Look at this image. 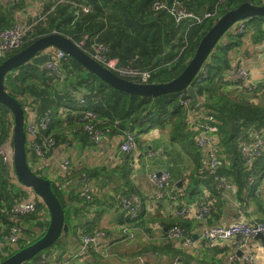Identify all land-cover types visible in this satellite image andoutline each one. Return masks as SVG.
Masks as SVG:
<instances>
[{
	"label": "trees",
	"instance_id": "trees-1",
	"mask_svg": "<svg viewBox=\"0 0 264 264\" xmlns=\"http://www.w3.org/2000/svg\"><path fill=\"white\" fill-rule=\"evenodd\" d=\"M156 1L159 0H87V4L59 1L62 4H57L53 11L38 17L34 27L25 33L22 44L0 57V63L41 36L58 32L76 43H80L87 36V44L83 49L88 54L96 44L102 43L107 47L109 57L118 58L123 64L149 70V82H167L185 69L203 36L221 15L244 2L264 4V0H160L169 4L178 2L198 16L211 13L217 8L220 10L216 16L201 22L195 21L193 17L176 22L168 11L153 9ZM83 6H89L90 10L85 13ZM10 20L0 15V32L17 24L13 17ZM247 35L264 36V17L248 19L241 33H231L227 41H219L202 67L207 74L200 82L197 83L195 79L192 82L201 104L199 108H193L200 110L216 127L226 158H222L215 172L202 169V151L195 144V132L188 128L179 102L181 94L188 97L185 90L155 98L126 93L110 86L68 55L60 61V77L47 69L45 64L29 62L8 72L4 84L7 92L24 108L25 120L28 119L29 109L35 112L39 119L47 112L51 115L50 126L42 130L41 135L53 137L57 146L67 141V132L73 133L80 141L94 144L84 129L87 120L83 112L87 110H93L97 114L98 127L108 129L109 136L132 131L137 137L138 134L153 128H169L170 140L179 144L194 161L193 170L188 175L187 187L184 193L178 196L180 203L200 200L206 195V190L211 191L214 197L219 192L222 193L215 179L216 175L235 182L239 194L249 197L254 185L249 184L250 174L264 177V152L257 157L252 170H249L241 157L240 145L255 134H264V103H257L250 98L251 91L246 88L242 89L245 97L235 95L232 90L225 88L230 83L225 75L232 68L233 54L241 39ZM13 127L11 111L0 103V147L9 138L12 142ZM28 143L27 141L29 160ZM125 154L127 162L124 168L105 169L102 173L109 180V184L113 183L115 186L116 179L120 176L126 178L130 171L128 165L132 154ZM12 173L0 159V242L7 239L13 224L11 208L25 197ZM36 173L47 178L39 170H36ZM82 173H87L89 177L99 174L97 171L91 173L89 168H73L66 178L76 181L79 191ZM123 181L124 183L116 188L121 190V195L138 193L133 188L126 189L128 181ZM51 185L64 208L65 221L70 226L68 233L74 232L76 235L78 227L85 228V233H94V224L84 219V212L89 210V206L96 200L93 198V201L87 202L79 196L78 191L75 196H71V203L68 204L65 191L53 181ZM43 210L47 211L46 205L43 201H38L34 213L19 217L20 221L26 223L23 237L16 247H5L6 255L0 252V262L43 235L41 230L49 225V221L42 220L39 215ZM129 222L141 233H148L150 236L153 235L151 225L158 223L165 237V240L161 241L150 240L138 251L139 256L147 253H165L171 260L178 258L179 264H223L221 260L211 258L212 254L206 253L196 257L183 247H175L171 240L166 239V232L169 234L170 229L174 227L184 229L186 234L191 233L193 237L194 228L198 226L195 219L164 216L158 212L148 213L143 205L139 217ZM92 248L94 247H90L88 252ZM50 252L53 251L49 247L38 253L31 262L47 256Z\"/></svg>",
	"mask_w": 264,
	"mask_h": 264
},
{
	"label": "crops",
	"instance_id": "crops-1",
	"mask_svg": "<svg viewBox=\"0 0 264 264\" xmlns=\"http://www.w3.org/2000/svg\"><path fill=\"white\" fill-rule=\"evenodd\" d=\"M59 1L0 0V15L9 20L13 17L16 21L15 23L23 24L31 30L38 17L53 11L57 4H62ZM68 1L87 4V0ZM228 35L221 40L227 41ZM239 66L248 69L255 87V90L250 92L251 95L248 94L249 97H252L257 103H264V36H244L233 54L232 68L225 75V78L230 80V83L225 87L226 90H232L235 95L245 97V93L242 91L244 88L240 84L241 78L237 71ZM196 108L194 111L200 114L201 111ZM31 111L29 109V115ZM31 117L35 119L37 114L33 113ZM66 134L68 135L67 141L52 149L44 160L38 159L29 149L30 165L35 171H41L42 174L65 191V200L68 204L71 203V196H75L79 191V187L76 181L66 178L68 175L62 176L60 174L61 162L69 158L72 160L73 168H89L91 173L99 172L98 175H91L92 193L94 200L97 202L95 201L92 206L88 205L89 210L85 212L83 210V212L85 214L84 219L94 224V232L95 230L104 231L106 232V238H102L97 244L92 245L91 247L94 248L80 258L76 256L80 245V237L78 241V238L74 237L76 236L74 235V244L69 242L67 248L54 249L52 253H48L49 255L46 254L50 259V264H90L91 262L99 264V261H102V264H171L173 259L171 260L165 253H147L140 254V256L137 254L150 240L157 239L161 241L165 240V237L158 223L151 225L153 238L150 234L141 233L135 228L125 217L123 210L119 206V196L122 193L120 192L121 190H116L119 184L124 183L123 180H127L128 186L126 189L133 188L138 192L137 194L141 195L146 212H158L164 216L173 214V209L179 206L178 196L184 193L187 187L188 175L193 170L194 161L190 155L181 149L179 144L170 140L169 128H153L137 135L135 152L132 153L131 158L128 157L130 158L128 171H130L126 174V178L118 177L115 186L113 183L109 184L107 182L109 180L102 173L105 169L115 170L125 167L127 155L125 153L121 155L122 151L120 150L123 135H107L100 144H91L87 141H80L71 132ZM218 146V156L225 160L220 141ZM228 161L229 158L227 159ZM160 171H168L170 173L174 187L171 190L172 198L156 204L154 198L158 188L151 180V174ZM116 175L118 176V173ZM226 181L230 183L227 190L222 191V193L219 192L215 197L212 196L214 212L206 219L205 223L208 225H227L241 216L248 220L251 217L264 220V177H257L254 185H252L249 197L239 194L235 182L227 179ZM19 187L26 196L28 191H25L20 185ZM206 191L212 195L211 191ZM204 196L200 200L184 202L200 204ZM190 219H195L198 225L194 228V245L188 246L181 239L172 238L166 232V239L171 240L175 247H183L196 257L206 253L212 254L210 255L211 258L221 260L223 264H264V254L260 250V245L263 243L262 239L256 237L248 239L244 252L253 257L252 262L248 263L243 257L238 255L237 252L240 248L235 242L236 239L217 242L214 245H206L201 237V226L203 223L196 218ZM126 224L135 229L136 234L133 238L123 233L122 228ZM81 232H85V228L78 227L77 235L79 236ZM7 245L17 246V244L13 245L8 242V239L0 242L2 255H6L5 247ZM236 256L241 259H236ZM28 263L33 264L31 261Z\"/></svg>",
	"mask_w": 264,
	"mask_h": 264
},
{
	"label": "built area",
	"instance_id": "built-area-1",
	"mask_svg": "<svg viewBox=\"0 0 264 264\" xmlns=\"http://www.w3.org/2000/svg\"><path fill=\"white\" fill-rule=\"evenodd\" d=\"M224 1V0H221ZM83 11L87 13L90 8L89 6H83ZM153 9L155 11L166 10L171 13L176 22H180L182 19L187 17H193L195 21L201 22L203 19L214 17L219 13V8L213 12L204 14L203 16H198L190 12L185 6L180 5L178 2H173L171 4L165 1H156L153 4ZM248 20H242L237 23L233 29V33H241L245 27V23ZM29 27L23 24L17 23L14 26L5 28L0 32V57L5 56L11 50L18 48L24 39L25 33ZM87 36L80 42L77 43L81 48L86 47ZM51 54V60L45 63V67L50 71L54 72L57 76H61L60 73V61L62 58L66 57V53L59 48L52 47L49 49ZM95 60L101 63L106 68L112 70L116 74L131 79L138 82L147 83L151 76L149 70H142L137 67H133L131 64L120 63L118 58L109 57L107 55V47L102 44H96L93 50L89 53ZM238 74L241 78V82L244 87L253 91L255 87L253 86L250 72L243 66H239ZM207 74L205 68H201L197 75L195 76V81L198 83ZM264 91V90H263ZM82 100V99H81ZM83 101V100H82ZM180 105L184 116L186 117L188 128L195 132V144L202 151L203 160V170L216 169L221 164V158L219 154V137L217 134V129L213 123L206 119L202 113L195 112L191 105V98L185 97L183 94L180 95ZM35 112L31 111L28 115V119L25 120V131L28 136V148L33 152L38 159L44 160L48 156L51 149L55 148L56 141L51 136H42L41 131L47 129L51 123V115L47 112L42 119L32 118L31 114ZM84 118L87 123L84 126L85 131L89 134L92 142L94 144H100L103 139L108 135V129L104 130L98 127V116L93 110H87L83 112ZM39 119V120H38ZM13 137V136H12ZM136 149V135L132 131H126L123 134V140L120 144V150L124 153L132 154ZM264 152V134L257 135L254 137L242 141L240 145L241 157L245 162L247 169L252 170L255 160ZM0 159L3 164H5L10 169V173L13 171L14 178L18 181V178L14 172L13 166V143L9 140L0 147ZM73 169L72 160L69 158L64 159L60 164V174L62 176H67ZM12 173V174H13ZM215 179L219 183V187L222 191L227 190L229 187L228 181L221 176L216 175ZM257 177L254 173L249 176V184H254ZM151 180L157 186L158 192L155 195L154 202L161 203L163 201L172 198L171 190L174 187V182L168 171L153 172L151 174ZM21 187L28 191L27 195L22 201H19L13 205L11 208V213L13 215V224L10 227V233L7 237L8 242L11 244H18V242L23 237L24 230L26 229V223L20 221L21 216H25L34 213L37 209L38 201H43L42 198L37 195L31 188H27L20 184ZM258 193V191H256ZM79 196L85 199L87 202L93 201V193L91 187V177L87 173H82L80 176V191ZM144 203L142 198L134 193H127L125 195L119 196V206L124 212L125 217L128 221L136 220L140 215V210ZM214 205L212 195L206 192L202 203L200 204H190L186 202H179V206L173 209V216L184 217L187 219L196 218L201 221L203 225L201 226V237L203 243L206 245H214L217 242L228 241L231 239H236L237 246L242 250L243 257L246 262L251 263L253 260L252 255L244 252L247 241L249 238L256 237L258 234L264 235V220L255 219L251 217L249 220L241 216L235 219L233 222L223 225H208L205 223L206 219L213 212ZM42 220L47 219L50 222L49 213L44 210L39 214ZM47 228H43L41 233H45ZM123 233L129 235L133 238L136 234L135 229L131 228L129 224H126L122 228ZM169 236L172 238H179L182 242L188 246L194 245V236L191 233L186 234L184 229L180 227H174L170 229ZM80 245L78 248V255L84 256L87 254L89 248L99 242L100 239L106 238V232L95 231L94 233L81 232L79 234ZM260 250L264 254V241L260 245ZM264 256V255H263ZM236 259H241L239 256ZM179 259L175 258L172 260L171 264H179ZM33 264H50V259L47 256H42L32 262ZM64 264V263H63Z\"/></svg>",
	"mask_w": 264,
	"mask_h": 264
},
{
	"label": "water",
	"instance_id": "water-1",
	"mask_svg": "<svg viewBox=\"0 0 264 264\" xmlns=\"http://www.w3.org/2000/svg\"><path fill=\"white\" fill-rule=\"evenodd\" d=\"M253 17H264V4L244 2L236 8L226 11L203 36L185 69L177 77L167 82L143 83L122 77L95 60L71 38L58 32L41 36L27 47L4 59L0 63V103L9 109L13 116L14 172L21 185L31 188L42 198L50 215V222L46 232L39 239L7 256L0 264H23L29 262L38 253L54 245L63 234H67L70 231L69 223L65 221L64 208L52 190L51 180L48 177L38 175L28 160V136L25 131L24 108L6 90L4 79L8 72L29 62L38 65L47 63L51 60L49 49L56 47L74 58L89 72L97 75L101 80L118 90L151 98L185 90L191 98L190 105L192 107H200L199 97L192 85L195 76L227 30L235 23ZM123 154L124 152L121 153V155ZM256 238L264 241L263 234H258ZM237 253L241 255L242 250L239 249Z\"/></svg>",
	"mask_w": 264,
	"mask_h": 264
},
{
	"label": "rangeland",
	"instance_id": "rangeland-1",
	"mask_svg": "<svg viewBox=\"0 0 264 264\" xmlns=\"http://www.w3.org/2000/svg\"><path fill=\"white\" fill-rule=\"evenodd\" d=\"M239 23V22H238ZM237 23H235L231 28H229L228 30H227V32L225 33V35L222 37V38H224L226 35H228V34H231V33H233V29H234V27H235V25H236ZM220 41H222V40H220ZM242 86H243V88H245L244 87V85H243V83H242ZM16 181V180H15ZM16 183H17V185H19V181H16ZM73 236H74V232H71V233H68V234H63L58 240H57V242L54 244V245H52L50 248H51V251H53L54 249H60V248H62V247H66L67 248V246H68V244H69V242H73V244H74V239H73ZM74 237H77L78 238V241H79V236L77 235V232H76V236H74ZM131 255H132V253H131ZM76 256H78V257H80V258H82V257H84V256H81V255H76ZM33 262H35V260L33 261ZM23 264H29L28 262H25V263H23ZM99 264H102V261L100 262L99 261Z\"/></svg>",
	"mask_w": 264,
	"mask_h": 264
}]
</instances>
